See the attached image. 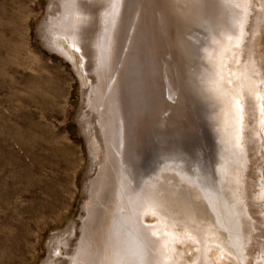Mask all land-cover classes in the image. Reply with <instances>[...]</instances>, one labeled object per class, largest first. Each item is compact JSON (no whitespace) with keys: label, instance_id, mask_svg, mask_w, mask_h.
<instances>
[{"label":"rangeland","instance_id":"obj_1","mask_svg":"<svg viewBox=\"0 0 264 264\" xmlns=\"http://www.w3.org/2000/svg\"><path fill=\"white\" fill-rule=\"evenodd\" d=\"M71 1L0 0V264H75L76 261L79 264H119L121 260L120 264H134V259L144 264L147 246H143L148 243L144 227L151 217H146L147 221L139 219L144 225L137 217L136 225L133 216L141 217V213L135 214L139 213L144 199H141L139 187L145 185L149 177L163 182V175H166V180L186 198L187 185L196 191L202 190L200 198L193 202L201 210L209 211L207 214L216 215L207 206L205 193L213 194L211 190L215 188L220 191L218 185L222 179H217V170L222 165L218 161L223 153L218 134L214 136L210 131L200 81L202 54L220 23L217 26L212 23L210 0H100L102 3L98 0L92 8L95 13L91 15H96V19L100 11H107L104 16H100L103 13L99 15L100 20H95L104 22L103 26L100 23L95 26L93 17L89 18L83 11L87 25H92L82 26L81 31L87 35L82 36L86 40H80L88 45L83 44L86 46L83 53L90 58L99 52L91 58L103 60L100 67L104 68L106 78L105 84L99 85L103 88H99L92 72L94 65H90L96 59L92 62L79 48H71V36L58 33L66 28L64 21L68 20L67 13L74 6ZM261 1L253 0V10L260 8ZM65 8H70L69 12ZM61 12H66L67 16ZM260 21L257 30L260 32L255 33L257 36L253 39L248 36V41L257 50L251 49L254 54H260L264 71V21ZM100 26L104 31L109 29L107 33L97 29ZM84 28L92 29V35ZM85 37L91 38L90 41ZM59 43L72 53L60 48ZM99 54L101 57L97 56ZM86 68L91 69L90 72ZM97 119H104L103 126L111 129V132H104L106 138L112 139L104 146L106 149L99 143L96 130L100 122ZM262 148L255 151L258 154H250L254 150L248 149L252 150L248 151L246 162L250 165L247 164L248 168L244 165L246 176L242 177L248 180L243 187L248 192L244 194L242 190V193L249 214L244 212L248 214L247 219L251 215L250 218L256 220L242 223L246 216H238L239 211L234 206L235 211L231 209L235 212L231 231L237 229L234 235H248L249 232L252 234L249 237H256V240L249 238L248 247L251 243L253 246L246 249L248 257L253 254L252 259L248 258L249 264L254 263L253 258L264 257L259 248V242L264 240V221L260 223L264 208H259L255 196L264 188V159L258 156L261 153L264 156ZM102 151L107 153L104 162L101 161ZM102 166L106 175L99 168ZM125 173L128 181L132 179L131 183L127 181L132 187L120 181L126 179L122 178ZM174 173L182 179L169 180ZM125 186H129L127 190L123 189ZM129 188L132 193L127 192ZM131 194L133 196L128 199ZM252 197L257 202H252ZM262 199L264 203V194ZM136 230L142 236L140 239L145 238L144 244L142 239L140 243ZM261 243L264 246V242ZM133 246L138 247L137 251ZM68 248L73 252L67 251ZM82 258L84 260H80Z\"/></svg>","mask_w":264,"mask_h":264},{"label":"bare ground","instance_id":"obj_2","mask_svg":"<svg viewBox=\"0 0 264 264\" xmlns=\"http://www.w3.org/2000/svg\"><path fill=\"white\" fill-rule=\"evenodd\" d=\"M69 1H71V0H69ZM110 1L111 0H109V2ZM71 2H69V5ZM97 2H98V0L97 1L96 0H94V1L93 0H87V1L86 0H80L79 2H76V3L72 2V4L74 6H71L72 4L70 5L71 6V9L69 8L70 12H69V9L65 8V10H67L69 13H71V14L67 13L69 15L68 20L65 18L67 16L66 15L67 11L64 12V14H63V12H61L62 15H65L64 18L67 20V21H64V24L66 23L67 29L66 28L61 29L63 31H58V33L59 34L62 33L64 35H67L66 37L71 36V38L69 40V44H70L71 48L72 47H76V49L79 48L80 51L82 52L84 50V48L86 46H88L84 43L85 41L83 42V40H80V39H84L82 36H85V33H86V32L81 31V28H83L82 26L86 27L87 21H88V19H86V16L85 17L83 16V11L87 12L89 14V18H90V16L93 17V19H91V20H92V22L94 20L95 26L97 23H100L99 21L96 22L95 20L97 18H98V20H100V16H104V14L107 13V11L105 13H103V11H100V13L97 12V13H99V15L101 13H103V14H101L100 16L98 15V17L96 19L94 18V17H96V15H94V16H93V14L91 15V13H95V12H92V10H93L92 8L94 6V3L96 4ZM100 2L102 3V1H100ZM115 4H116V7L118 9L117 1H115ZM252 4L254 5L253 0H210L209 1L210 15L212 17L211 18L212 23L216 26L218 25V23H220V26L217 27L216 29H214L215 31H213L210 43L208 44L207 49L202 54L203 61L201 64L202 70H201L200 89H201L203 99L207 105V114L209 116L208 122L210 124V126H209L210 131L213 132V135L215 134L214 136H216L218 134L219 146H221L220 150L223 153V154H221V157L219 158V161H218V163L221 162L222 165H220V168L218 167L219 170H217L219 173V176H217V179L218 178L222 179L221 181L218 180V181H220V183L218 182L220 184V185H218V188L220 186V188H219L220 191L218 189L216 190V188H215L214 191L211 190V192H213V194L205 193L206 198L208 200L207 206L208 207L210 206L209 208H212L210 210H213L214 214H216V215L213 216V215L207 214L209 211L208 212H206L207 210L203 211L204 208H202L203 210H201L200 207L196 206V203H194L197 201V199L200 198V196L203 192L202 190L196 191L192 186H188V185H187V188H189V189L186 190L182 186L185 189L184 191H186V193L188 194L187 195L188 198H186V196L183 197L182 192H180L178 189L173 187L172 184L170 183V181L166 180V175H163L162 171H161V174L163 176H165V177H163L165 179V181L161 182V181L156 180L157 181L156 182L155 180H152V179H154L153 177H149L150 179L147 182L145 181L146 184L145 185L143 184L144 187H143V185H142V187H139L140 189H142V191H141V197L142 198L141 199H143V198L144 199H143V202L141 205L142 209L139 205L141 203H139L138 204V206L140 207L139 213L135 212V214L141 213V217H140V215L139 216L135 215L136 217L133 216V219L135 218L134 220L136 223V221L139 220L140 218H143L144 221H147L146 217H148V216L151 217V218L149 217L151 221L148 222L147 224H145L144 228H146V229H144V231L148 232V236L152 239V242L154 243V250H155L154 252H156L155 264H247V263L249 264L251 262V261L250 262H247V261H248V258H250V257L252 259L253 254L252 255L249 254V256L250 255L251 256L248 257L246 249H247L248 244H249V238L251 239V237H253V236L249 237L248 235H252V234H249V232H248V235L246 233L245 234L240 233V235L237 233L239 235V236H237L238 238L235 236L236 234L234 235V233L237 231V229H234L236 231L232 232L233 231L232 230L233 229L232 224L235 221L234 220V218H235L234 213L235 212L233 213L231 209H233V211H235L234 210V207H235V209L239 211L238 216L239 215L240 216L241 215L246 216L249 214V211H246L247 208L245 206V202H243V201H245L244 195L242 193L245 190V189L243 190V187L245 186V182L248 181V180L245 181L244 180L245 178L242 179L243 175H245V172H244L245 170L243 167L245 165L248 168V165H250V164L246 163L248 153H250L248 151L254 150V151H252V153H250V154H253V153H256L255 151H259L260 148L262 150L263 149L262 147H264V71L262 69L263 68L262 62H261L262 59L260 60V58H261L260 54L258 55V53H256L257 56L254 54V52L251 49H255V48L250 46V43H249L250 40L248 41V38H249L248 36H250L251 39H253L254 34L260 32L257 30L259 29L258 24H259L260 19L262 17H264V16H262V14L264 15V0L261 1L260 8L258 9V7H257L258 10H255L256 8L253 10L254 7L252 6ZM101 6H102V4H101ZM111 6L113 7V5H111ZM257 6H259V5H257ZM78 7L80 8L79 11L77 10ZM116 7L114 6V9ZM255 7H256V5H255ZM97 8H99V7H97ZM104 8H106V7H103V9ZM82 9H84V10H82ZM99 10H100V8H99ZM111 10H112V8H111ZM95 11H96V9H95ZM108 15H109V13H108ZM110 16L111 15H109V17ZM78 18L80 19L79 25H77L78 21H79ZM85 19H86V22H85L86 24L83 25V22ZM103 21H105V20L103 19ZM262 21H264V19ZM262 21H260V22H262ZM102 23H104V22H102ZM102 23H100V24L102 25ZM88 24L90 26L92 25L90 23H88ZM89 25H87L88 28H89ZM97 25L99 26V24H97ZM93 26H94V24H93ZM102 26L98 27L97 29L101 28ZM104 26H105V24H104ZM109 26H107V27L110 28ZM111 27H113V26H111ZM263 27H264V25H263ZM102 28L104 29V27H102ZM87 29L84 28V31ZM91 30H89V31H90V34L92 35ZM108 30H106V31H108ZM106 31L103 30L101 32H106ZM82 32L84 33V35L81 34ZM94 33H96V32L94 31ZM106 33H104V34H106ZM260 34L258 37H260ZM86 35H87V33H86ZM94 35H96V34H94ZM256 36H257V34H256ZM256 36H254V37H256ZM97 37L95 39H97ZM103 37H106V36L104 35ZM109 37H110V33H109ZM85 38H87V37H85ZM90 39L91 38H89V41H90ZM84 40H86V39H84ZM99 40H101V39H99ZM102 40H101V42H103ZM97 41H98V39H97ZM97 41L95 40V42H97ZM90 43H87V44H90ZM83 44H85L86 46L84 47ZM103 44H101V45H103ZM107 44L108 43H106V45ZM58 46L60 48H64L65 50L64 49L63 50L66 51L67 53H69V54L72 53L69 48L68 49L65 48V46H63L62 44L59 43ZM96 47H93V48L95 49ZM98 48L99 47H97V49ZM97 49H95V50H97ZM105 50H106V46H105ZM93 51H91V49H90V52H93ZM98 53L99 52L94 53V54L96 55ZM82 54H85V52L84 53L82 52ZM88 54H89V52H88ZM85 55H87V54H85ZM95 55H91L90 58L92 56L96 57ZM105 55H108V51H107V54H105ZM97 56H100V54ZM87 58L90 60L89 55H87ZM95 59L96 58H94V60ZM100 59L97 58L96 62L94 64H92V63L90 64V65H92V67L94 65V70H92V72L94 71L93 74L96 76V77L94 76L96 78L95 79L97 82L96 84L98 85L96 87H99V85L103 86L105 84V78H106L104 68L100 67V65L102 64L101 61L103 62V60H100ZM103 59H105V57ZM106 59H107V57H106ZM94 60L92 62H94ZM85 61H87V59ZM83 62H84V59H83ZM85 64L88 65L87 63H85ZM82 66H83V64H82ZM82 66H81V68H82ZM88 69H89V67H88ZM88 69L86 68V71L90 72L91 69L90 70H88ZM99 88H103V87H99ZM99 90H101V89H99ZM104 90L105 89H103V91ZM101 91H99V92L101 93ZM101 94H100V97L103 99ZM102 95H104V94H102ZM110 112H112V109ZM212 113H213V115H212ZM96 114L98 117L100 116V114L99 115H98V113H96ZM96 114H95V116H96ZM101 114L103 115L104 113H101ZM100 118H101V116H100ZM102 118H104V117H102ZM98 119H97V121H98V123L100 122L99 123L100 126L97 125L96 128H98V126H99L100 130L99 129L98 130L100 132H98V130H96L97 131L96 133L99 136V143H101L100 145L103 146V149L104 148L106 149V147H104V146H106L109 143V141H112V139L110 137L106 138L105 137L106 133L104 134V132H107V133H108V131L111 132V129L109 130L108 127L105 128V126H103L104 123H102V122L104 119L103 120L100 119L101 121H99ZM94 121L97 122L96 120H94ZM107 122H106V124H107ZM107 126H109V124ZM215 126H217V127L214 128ZM120 141H121V139H120ZM248 149H252V150H248ZM263 152H264V150H263ZM105 154H107V153L103 152L101 154V156L103 155V160L101 159L102 162H104V159L106 161L105 157L107 155L105 156ZM256 154H258V152ZM261 154L258 156H261L264 159V156H262ZM261 157H260L259 161L262 159ZM248 161H249V159H248ZM254 163H256V162H254ZM100 164H102V163H100ZM257 164H255V165L258 167L259 164L258 165ZM260 165H261V162H260ZM103 167L104 166L99 167L102 169V174L104 173ZM111 167H113V166L111 165ZM261 167L263 168V165H261ZM101 169H99L100 172H101ZM122 170H123V168H122ZM246 171H248V170L246 169ZM243 172H244V174H243ZM258 172H261L260 169ZM168 173L171 174L170 172H168ZM118 174H119V172H118ZM174 174L172 176H169L170 178L168 177L169 180L170 179H175V180L176 179H182L181 176H178L176 174L174 175ZM259 174L260 173H258V175ZM104 175H106V174L104 173ZM126 175L127 174L125 173L124 176H126ZM124 176H122V178H126V179L120 180V181L123 180V185H125V183L127 184V181H128V179H127L128 175L126 177H124ZM185 179H188V178H185ZM131 180H129L128 182L131 183L130 182ZM183 180H184V178H183ZM166 181L169 183L166 184ZM112 182H114V181H112ZM129 183L127 185H129ZM132 183H134V181ZM172 183H173V181H172ZM157 184H158V186H157ZM175 184H178V183H175ZM175 184H173V185H175ZM131 185L132 184H130L129 186H131ZM212 185H213V183H212ZM260 185H259V187H260ZM179 186H181V185H179ZM110 187H112V186H110ZM120 187H121V185H120ZM248 187H249V185H248ZM124 188H126V186L123 187V189ZM127 188H126V190H127ZM130 188H129L130 191L129 190L127 191L128 193H130L132 191ZM135 188L137 189L136 186H135ZM251 188H253V186H251ZM257 189H255V190H257ZM110 190H111V188H110ZM126 190H125V192H126ZM258 191L256 194L255 193L254 194L257 197V200H259L258 201L259 205L258 204L257 205L260 206L259 208L261 209V208H264V203H262L263 202L262 195L264 194V188L262 187V189L259 192ZM125 192H122V193L124 194ZM127 192H126V194H127ZM245 192H248L247 189L244 191V194H245ZM250 192L251 191H249V193ZM134 193H135V191H134ZM123 194H121V195H123ZM139 194H140V192H139ZM222 195H223V197L220 198ZM132 196L133 195L131 194V196L128 197V199L131 198ZM245 197H247V196L245 195ZM249 197H247V198H249ZM254 199H256V198H254ZM139 201H141V200L139 199ZM249 201H250V199H249ZM131 202H132V200H131ZM199 202H201V201H199ZM252 202H257V201H253V197H252ZM197 205H199V203ZM257 205H255V206H257ZM138 206H137V208L134 207L135 209H133V211L138 209ZM204 206H206V205H204ZM232 206H234V207L232 208ZM250 207L252 208L251 205H249V208ZM130 210H132V209H130ZM257 210H259V209H257ZM133 211H131V212H133ZM244 211L248 212V214L247 213L245 214ZM219 212L222 213L221 216H220ZM98 213L100 214V212H98ZM127 214H130V213H127ZM132 214L134 215V213H132ZM124 215H126V214L123 213V216ZM257 215H259V214H257ZM262 215L263 214L260 215L261 218L264 217V216L262 217ZM238 216L236 215V217H238ZM121 217H120V219L123 218V217L122 218ZM129 217H131V214L129 215ZM137 217H139V218L137 219ZM250 217H251V215L247 219V216H246L245 219H242V221H243L242 223L248 224V220L250 222L251 219H255V218H250ZM239 218L238 219L241 221V217H239ZM263 219L260 220V223H261V221H264ZM134 220H133V222H134ZM139 221H138V223H139ZM236 221H237V219H236ZM140 222H141L140 224H143V225L145 223V222L142 223V220ZM242 223H241V226L244 225ZM117 224H119L118 225V227H119L120 223H117ZM230 224H231V226H230ZM250 224L252 226H255L253 223H250ZM136 225H137V223H136ZM143 225H140V226L143 227ZM134 226H135V224H134ZM233 226H235V225H233ZM252 226H251V229L254 230V227L252 228ZM258 227H259V225H258ZM262 227H264V226H262ZM140 228H139V230H140ZM234 228H236V227H234ZM255 228H257V227H255ZM116 230H118V228ZM137 230H136V233H138ZM140 231H142V230H140ZM257 231H258V229H257ZM238 232H241V230L240 231L238 230ZM251 232H252V230H251ZM139 233H138V238L140 239L141 235H139ZM252 233H254V231ZM142 235L146 236V233H143ZM253 235H255V234H253ZM259 237H261V236H259ZM255 238L253 237V239H255ZM141 239L143 240L145 238L143 237ZM141 239H140V243H141ZM253 239H251V240H253ZM138 240H137V242H138ZM143 241H144L143 242V244H144L145 240H143ZM137 242H136V244H137ZM261 242H264V240ZM261 242H259V244L262 245ZM74 244L75 243H73V246H74ZM143 244H140V245H143ZM251 244L253 246V243H251ZM251 244H250V246H251ZM254 244H255V242H254ZM257 244H258V242H257ZM140 245L139 246L137 245V246L140 247ZM261 245L259 248H261L263 250V251L262 250L261 251L264 254V246H261ZM114 246H116V245H114ZM137 246L136 247L133 246L132 248L135 247L134 249L137 251V249H138ZM146 246H147V244H145V246H143V247L145 248ZM256 246L258 247V245H256ZM128 248H129L128 251L131 252V249L129 246H128ZM259 248H258V250H259ZM70 249L68 248L67 251ZM75 250H77V249L75 248ZM79 250H80V248H79ZM145 250H147V248ZM143 251H144V249H143ZM261 251H259L258 253H260ZM69 252H67V253H69ZM71 252H73V251H71ZM71 252H70V254L72 255ZM146 252L144 254H146ZM74 253H76V252H74ZM121 253H123V252H121ZM131 254H134V253H131ZM135 254L138 255V253H135ZM139 254H142V253H139ZM116 256H118V254ZM122 256H123V254H122ZM126 256H129V254H127ZM133 256L134 255H132V257ZM255 256H257V254H255ZM262 256H260L259 259L253 258V261H254L253 264H264V257H262ZM124 257H125V254H124ZM65 258H66V256H65ZM79 258H81V257H79ZM80 260H84V258H82ZM131 261L132 260H130V262ZM144 261H145V259H144ZM63 262H65V260ZM124 262H126V261H124ZM65 263L67 264V262H65ZM76 263H77V261H76ZM120 263H122V260L119 262V264ZM131 263L133 264V262H131ZM77 264H79V263H77Z\"/></svg>","mask_w":264,"mask_h":264},{"label":"water","instance_id":"obj_3","mask_svg":"<svg viewBox=\"0 0 264 264\" xmlns=\"http://www.w3.org/2000/svg\"><path fill=\"white\" fill-rule=\"evenodd\" d=\"M203 101V100H202ZM204 102V101H203ZM148 234V232H147ZM147 254L145 256V261H144V264H155V255H156V252H154V243L152 242V239L147 236ZM134 262L135 264H138L136 263L135 259H134Z\"/></svg>","mask_w":264,"mask_h":264},{"label":"snow or ice","instance_id":"obj_4","mask_svg":"<svg viewBox=\"0 0 264 264\" xmlns=\"http://www.w3.org/2000/svg\"><path fill=\"white\" fill-rule=\"evenodd\" d=\"M239 103V102H238Z\"/></svg>","mask_w":264,"mask_h":264}]
</instances>
